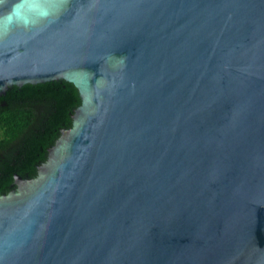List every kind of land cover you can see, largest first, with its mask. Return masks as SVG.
<instances>
[{
	"label": "water",
	"instance_id": "water-1",
	"mask_svg": "<svg viewBox=\"0 0 264 264\" xmlns=\"http://www.w3.org/2000/svg\"><path fill=\"white\" fill-rule=\"evenodd\" d=\"M61 80L0 264H264V0H0V96Z\"/></svg>",
	"mask_w": 264,
	"mask_h": 264
},
{
	"label": "trees",
	"instance_id": "trees-1",
	"mask_svg": "<svg viewBox=\"0 0 264 264\" xmlns=\"http://www.w3.org/2000/svg\"><path fill=\"white\" fill-rule=\"evenodd\" d=\"M80 104L77 88L64 80L12 87L0 96V196L12 189L16 175L37 176Z\"/></svg>",
	"mask_w": 264,
	"mask_h": 264
},
{
	"label": "clouds",
	"instance_id": "clouds-1",
	"mask_svg": "<svg viewBox=\"0 0 264 264\" xmlns=\"http://www.w3.org/2000/svg\"><path fill=\"white\" fill-rule=\"evenodd\" d=\"M15 20V16H14V12L13 13H10L7 17L4 18V23L6 24H12Z\"/></svg>",
	"mask_w": 264,
	"mask_h": 264
}]
</instances>
